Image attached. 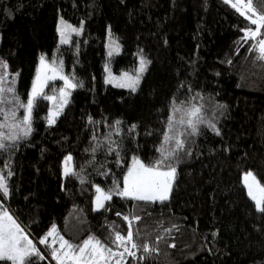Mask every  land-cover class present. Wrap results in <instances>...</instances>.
Wrapping results in <instances>:
<instances>
[{"label":"trees","instance_id":"16d2710c","mask_svg":"<svg viewBox=\"0 0 264 264\" xmlns=\"http://www.w3.org/2000/svg\"><path fill=\"white\" fill-rule=\"evenodd\" d=\"M252 4L264 14L261 0ZM59 16L83 24L66 45L58 44ZM253 26L226 0H0V60L20 101L40 56L59 59L77 85L52 125L48 100L37 97L31 133L0 150L9 188L2 199L18 223L35 240L56 225L73 245L95 237L112 246L114 232L126 235L131 222L135 242L155 251L135 249L126 264H264V213L242 182L252 171L264 186V60L257 50L264 29L243 39ZM109 38L120 47L110 56ZM140 54L149 63L136 91L105 83L107 61L114 72L132 70ZM191 106H202L204 123L166 162L176 168L168 199L113 195L95 210L96 186L122 188L135 156L146 165L160 159L169 116L183 115L173 108ZM0 107L22 114L12 103ZM66 154L75 174L62 176ZM38 249L32 264H55L47 244Z\"/></svg>","mask_w":264,"mask_h":264},{"label":"snow or ice","instance_id":"6c2138e0","mask_svg":"<svg viewBox=\"0 0 264 264\" xmlns=\"http://www.w3.org/2000/svg\"><path fill=\"white\" fill-rule=\"evenodd\" d=\"M231 3V6L237 11L243 7L247 12L251 13L249 16L252 25H255V31L251 27L244 29V40L249 38L255 39L264 29V14L257 15L256 9L253 7L252 0H248L247 4L240 5L238 3H232L231 0H226ZM261 8H264V0H261ZM243 15L244 13L241 12ZM71 26L66 24L63 20L60 21L58 26V32L61 36V42L67 43L65 38L66 30ZM71 31H78V29L72 28ZM114 44V51H119V46ZM257 50L259 53V59L264 60V39H260L257 44ZM112 53L110 52L109 55ZM149 61L141 58L140 68L135 76H129L125 73L117 82L118 87L129 88L132 91H136L140 82V74L146 69ZM8 65L6 62L0 60V105L12 103L16 108H22L24 110L23 118L17 117L16 112L12 109L7 111L0 107V116H3V121L0 122V129H7V131L0 130V150L8 147L5 141H16L22 136H28L31 131L32 112L37 100V97L41 96L43 89L48 80H54L57 77L64 81V87L61 88L60 98L58 104L54 110L50 109L47 122L52 125L56 122V118L61 114L65 105L69 103L68 96L70 95L68 89L75 88L77 85L72 83V80L61 74V66H57L55 61L48 64L44 57H41V69L43 75L38 73L36 80L33 83L31 93L27 98V102L20 101L18 95L15 94V77H12L9 81ZM51 72V75L48 73ZM115 78H110L108 82H112ZM7 94H12L11 100H9ZM48 100H53L54 97H45ZM201 107L191 106L187 109L173 108V113L183 112V115L179 120H176L174 115H170L168 118V131L164 133L163 144L157 149L161 153V158L156 160L153 164H144L138 158H133L132 166L129 167L127 174L123 178V187L115 188L112 190L104 191L101 187L96 186V196L94 199L95 209L99 210L105 207V202L112 199L113 195H118L122 198H130L138 201H164L168 199V194L171 190L173 180L176 174V168L170 161L172 157L176 156L177 152L183 151L185 142L189 136L197 134V125L204 123L200 113ZM119 124V121L116 122ZM187 125L190 132H179L176 125ZM213 130L214 124L210 125ZM135 128V125H133ZM169 141L174 142V147H166ZM111 150V149H110ZM95 151V149H93ZM72 157L65 158L64 173L65 175L75 174L71 168ZM11 175V172L8 173ZM244 183L248 190L249 197L255 201L256 209L264 213V186L257 181L256 176L252 172L245 174ZM0 192L4 196L9 194V188L4 175H0ZM119 216L120 213H117ZM132 220H139L141 217L130 213ZM125 221H130L129 216H124ZM167 231V230H166ZM139 233H135L138 236ZM48 237H53V243L56 242L58 237L59 248L53 247L51 256L57 261V264H126V257L136 258L137 253L135 249H143L144 253L155 251L150 249L147 243L138 244L135 242L134 233L129 222V227L126 235H123L120 231L114 232V239L109 246L107 243L102 242L95 237H89L85 239L79 245H73L68 240H65L62 236H58L56 227L53 225L49 232L46 234ZM40 244L47 243V239L41 238ZM33 255L40 256V252L37 250L32 240L25 236L16 223V221L7 213V211L0 212V260L10 261L11 264H32L31 257ZM43 258V257H42ZM140 260H144V256L139 257Z\"/></svg>","mask_w":264,"mask_h":264},{"label":"rangeland","instance_id":"374dc122","mask_svg":"<svg viewBox=\"0 0 264 264\" xmlns=\"http://www.w3.org/2000/svg\"><path fill=\"white\" fill-rule=\"evenodd\" d=\"M231 2H232V3H238V4H240V5H243V4H247V3H248V2H246V1H244V0H232ZM240 12H243V13H244L243 15H245V16H247V17L252 16V14L249 13V12H247V10L244 9L243 7L240 8ZM257 15H258V14H257ZM252 18H255V16H252ZM61 20H63L64 22H66V24H68V25L71 26L68 30H66V33H65V38H66L67 41H68L67 43H62V42H61V36H60V33L58 32V44H59V45H66V44H69V43H70V41H71V39H72L73 36H79V35L82 34L83 24H82V23H81V24H80V23H79V24H73V23H70L69 21L65 20L62 16H59V18H58V23H57V29H58V26H59ZM72 28L78 29V31H75V32H74V31H71ZM252 29H253V31H255V25L252 27ZM57 31H58V30H57ZM260 39H264V37L259 38L258 41H259ZM113 42H115V44L119 46V44L116 43V41H114V39L109 38V39H108V42H107V55H109L110 52L112 53L111 55H114V54H116V53H118V52L120 51V47H119V51H114V44H113ZM257 44H258V42H257ZM109 56H110V55H109ZM41 57H43V56H40L39 59H38V64H37V67H36L35 76H34V79H33V81H32V84H31V88H30L29 94L31 93V90H32V87H33V83H34V81L36 80V77H37L38 73H40L41 75H43V72H42V69H41ZM44 58H45V57H44ZM141 58H144L145 60H147L143 55L140 54V55L138 56L137 65L134 67V69H132V70H123V71H120V72H114L113 69H112L111 64L109 63V61H107V62H106V65H105V75H104V81H105V83H106L107 85H110V86H113V87H117V88H123V89L131 90V89H129V88L118 87V86H117V82L120 80V78H121L125 73H127L129 76H135V75L137 74L139 68H140ZM45 61H46L48 64H51L53 61H55V63H56L57 66H61V74L64 75V76L69 77V78L72 80V83L75 84V82H74L73 79L70 77V75H68L67 73L64 72L63 67H62V64H61V61H60L59 59H57L56 57H52L51 59H46V58H45ZM147 61H148V60H147ZM147 66H148V64H147ZM147 66H146V69H147ZM146 69H145V71H146ZM145 71H144L143 73L140 74V81H141V78H142L143 74L145 73ZM48 75H51V72H49ZM110 78H115V79L112 80V82H108ZM139 83H140V82H139ZM64 86H65V85H64V81L61 80V79H59V77H57V78L54 79V80H48L47 83L45 84L44 89H43V93H42L41 96H45V97L51 96V97H54L53 100H48V99H47V100H48V103H49L48 113H49V110H50V109H53V110H54L55 106L58 104V102H59V98H60V91H59V90H60L61 88H63ZM137 87H138V86H137ZM73 90H74V88L68 89V91H69V93H70V95L68 96V100L70 99V96H71ZM29 94H28V96H29ZM39 97H40V96H39ZM10 98H11V94H10ZM26 102H27V100H26ZM26 102H25V103H26ZM21 110H22V114H18V113H16L17 117L20 118V119H22V118H23V115H24V110H23L22 108H21ZM18 111H19V110H18ZM62 111H63V110H62ZM48 113H47V116H48ZM59 116H60V115H59ZM59 116H58V117H59ZM58 117H57V118H58ZM57 118H56V120H57ZM46 124L49 125L48 122H47V117H46ZM68 156H71V155H70V154H66V155L63 157V160H62V176H66L65 173H64V166H65V158L68 157ZM133 158H134V157H133ZM135 158H138V159L140 160V158L137 157V156H135ZM140 161H141V160H140ZM141 162H142V161H141ZM132 163H133V159H132V161L130 162L129 167L132 166ZM70 166H71V168H72V170H73L72 160H71V165H70ZM128 169H129V168H128ZM127 172H128V171H127ZM248 172H252V171H247V172H245V173L242 175V182H243L244 185H245V183H244V177H245V174L248 173ZM252 173H253V172H252ZM126 174H127V173H126ZM253 175H254V174H253ZM261 186H262V185H261ZM245 187H246V186H245ZM246 190H247V187H246ZM247 193H248V190H247ZM2 196H4V195H3L2 192H0V212L7 211V213H8V214H9V215H10V216L16 221V223L20 226V228H21L23 234H24L25 236H27L28 239L32 240L33 244H35V246H36V248H37L38 251H39V249H38V245H42V244L39 243V240H40L41 238H45V237H46V239H47V243H45V244H47V246H48L49 249H50V258L53 260V262H54L55 264H57V261H56L55 259H53L52 256H51V251H52V248H53V247L59 248V240H58V237H57V239H56V242L53 243V237H48V236H46V234L49 232V231H47V233H46L43 237L39 238L38 240H35V239H34V238H33V237H32V236H31V235H30V234H29V233H28V232H27V231H26V230H25V229L19 224V223H18V221L14 218L13 214L10 212V210L8 209V207L5 205V203H4L3 199H2ZM168 196H169V194H168ZM254 203H255V201H254ZM94 209H95V205H94ZM95 210H96V209H95ZM52 226H53V225H52ZM52 226H51V227H52ZM51 227H50V229H51ZM55 227H56V225H55ZM50 229H49V230H50ZM56 232H57V227H56ZM57 234H58V233H57ZM58 236H60V235L58 234ZM113 264H114V261H113Z\"/></svg>","mask_w":264,"mask_h":264}]
</instances>
